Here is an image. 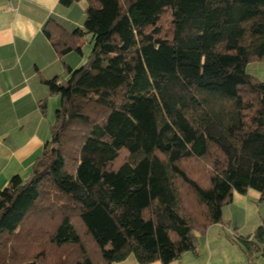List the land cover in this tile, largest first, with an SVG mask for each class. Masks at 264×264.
<instances>
[{"label": "trees", "instance_id": "16d2710c", "mask_svg": "<svg viewBox=\"0 0 264 264\" xmlns=\"http://www.w3.org/2000/svg\"><path fill=\"white\" fill-rule=\"evenodd\" d=\"M81 1V28L42 29L60 59L88 37L92 50L44 82L59 106L28 179L0 191V251L17 261L6 240L32 220L26 240L71 247L53 264H171L196 252L233 193L264 202V82L246 71L264 60V0L59 4ZM232 241L247 264L264 257L263 226Z\"/></svg>", "mask_w": 264, "mask_h": 264}, {"label": "crops", "instance_id": "0c3cea01", "mask_svg": "<svg viewBox=\"0 0 264 264\" xmlns=\"http://www.w3.org/2000/svg\"><path fill=\"white\" fill-rule=\"evenodd\" d=\"M84 11V1L63 7L59 0H0V191L15 176L28 179L50 140L60 101L50 94L45 80L68 78L62 62L75 69V62L66 61L72 53L60 59L42 29L49 20L67 32L81 28ZM246 71L264 82V60L249 64ZM43 101L45 110L40 108ZM259 226L264 230L260 194L233 193L222 209L221 223L198 237L196 252L183 253L171 264H247L232 239L251 236ZM118 264L137 263L129 258ZM256 264H264V257L258 256Z\"/></svg>", "mask_w": 264, "mask_h": 264}, {"label": "rangeland", "instance_id": "374dc122", "mask_svg": "<svg viewBox=\"0 0 264 264\" xmlns=\"http://www.w3.org/2000/svg\"><path fill=\"white\" fill-rule=\"evenodd\" d=\"M81 19H83L81 22L83 23L85 20V16L84 18H82L81 16ZM91 50H92V43H91V39L88 37L84 41V44L81 46L82 55L78 53H72L70 57L66 59V61H68L67 63L75 62V64H73L74 65L73 67L77 69L78 67H80L81 65L87 62L88 57L91 53ZM124 159H125V156L124 154H122L121 157L119 158V162H121ZM39 222L40 221L36 223L33 222L32 220L27 221L25 225L21 227V231L18 236L12 239L6 240L7 242L5 243V245L7 246V248L11 250H15L17 254L16 256L17 261L15 262L6 261V257L8 256V251L1 250L0 251V264H8V263L9 264L10 263L21 264L23 263V261L26 262L28 261V259H31V256L33 257V255L39 250L43 251L46 257L45 259H42V262H38V264H53L54 262H56L57 258H59L62 254H65L68 252L70 253V256H72L71 247L66 246L61 249H55L47 243L46 235L44 234L43 235L38 234V237H37L38 239H33V238L30 240L25 239L28 232L30 230H33L32 225L34 224L38 226L40 224ZM46 225L50 226V228L53 227V224L51 225L50 223ZM33 235L35 238L37 236V233L33 231Z\"/></svg>", "mask_w": 264, "mask_h": 264}]
</instances>
